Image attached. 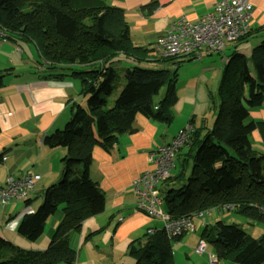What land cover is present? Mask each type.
<instances>
[{
	"label": "trees",
	"instance_id": "16d2710c",
	"mask_svg": "<svg viewBox=\"0 0 264 264\" xmlns=\"http://www.w3.org/2000/svg\"><path fill=\"white\" fill-rule=\"evenodd\" d=\"M155 3L144 7L151 11ZM0 31V41L14 44L18 53L21 43L36 48V63L44 76L78 79L85 98V106L71 104V115L62 128L42 137L45 147L65 149L62 177L45 189L43 202L17 227L21 236L34 241L44 231L46 219L59 209L62 217L47 247L22 248L0 235V264H76L72 234L105 207L104 193L89 175L92 148L109 150L120 134L134 130L137 114L170 123L177 71L153 67L161 60L180 63L183 58H162L155 43L135 45L123 10L105 0H2ZM250 36L251 31L238 40ZM122 62L136 65L120 67ZM140 62L150 67H140ZM83 66L88 69L76 68ZM117 70L122 71L124 83L107 107V95L119 84ZM13 72L12 67L0 70V88L4 76ZM263 101L264 39L252 48L249 58L233 52L217 91L210 94L212 121L202 118L201 125L192 127L189 141L175 151L170 175L159 186L171 218H190L208 210L205 216L210 209L224 208L264 225V152L251 144L255 122L248 117L249 109ZM155 229L128 244L135 264H174L172 242L185 232L169 238L162 226ZM198 239L213 246L217 261L264 264V230L253 237L239 224L217 219L204 224Z\"/></svg>",
	"mask_w": 264,
	"mask_h": 264
},
{
	"label": "crops",
	"instance_id": "0c3cea01",
	"mask_svg": "<svg viewBox=\"0 0 264 264\" xmlns=\"http://www.w3.org/2000/svg\"><path fill=\"white\" fill-rule=\"evenodd\" d=\"M111 1L109 5L123 10L131 41L139 46H152L170 22L181 16L196 21L211 12L219 0ZM152 1L156 2L155 6L148 11L144 6ZM249 2L252 6L251 35L261 37L264 35L261 33L264 27V0ZM243 40H237L232 47L238 49V43ZM1 42L0 70L12 67L14 72L4 76L0 88V186L8 175L19 176L27 169L39 175L28 197L31 200H12L0 205V235L11 241V237L26 239L17 232V227L24 215L34 212L41 204L39 200L33 201L37 187L45 191L63 172L61 159L65 149L45 147L41 142L42 137L63 126L71 115V104L78 102L79 98H82L81 101L85 98L80 94L78 79L67 75L61 79L44 76L42 66L38 67L36 61L35 64L27 65V61L19 62L12 57V54L20 58L27 55L22 53V48L18 53L16 47ZM234 48L226 47L222 53L204 55L210 57L207 63L202 62L204 57H201V62H197L201 66L190 63L177 72L174 85L176 99L171 108L173 118L170 123L137 114L132 123L134 130L120 134L109 150L100 146L92 148L89 175L103 191L105 207L101 213L85 219L79 233L72 234L71 246L76 250V264H135V257L129 252L128 244L142 237L147 228L158 227L160 222L134 209L136 197L132 180L151 168L147 158L150 150L169 142L187 125L193 128L201 125L205 116L207 123L212 121V111L208 110L210 94L217 91L224 66L233 52L248 58L250 56ZM248 48L244 51L249 52ZM214 55H220L217 56V64L213 60ZM223 56L227 59L222 60ZM163 94L164 91L156 99H160ZM248 117L255 122V128L250 134L251 144L257 151L264 152V101L251 107ZM57 211L46 219V241L42 240L39 245L50 240L48 238H51L62 217V211L61 214H57ZM48 221L50 225L47 229ZM205 223H199L200 231ZM102 227L101 232L85 238L90 232ZM103 237H106V246H101ZM88 240L92 246H82L85 244L83 241ZM93 241L98 242L94 244ZM75 242L81 246H74ZM19 243L26 246L24 242ZM20 244L17 246H22Z\"/></svg>",
	"mask_w": 264,
	"mask_h": 264
},
{
	"label": "built area",
	"instance_id": "2783aa9c",
	"mask_svg": "<svg viewBox=\"0 0 264 264\" xmlns=\"http://www.w3.org/2000/svg\"><path fill=\"white\" fill-rule=\"evenodd\" d=\"M251 18L252 6L249 0H219L211 12L196 21L181 16L170 22L157 39L155 50L159 56L166 59H199L204 55L222 53L228 44L236 42L250 31ZM226 59L227 57H222V60ZM191 131L192 126L187 125L169 142L150 150L147 158L151 168L132 180L136 197L134 209L159 220L169 238L194 230L192 218L202 217L204 221V214L209 213L206 210L190 218H171L161 208L163 198L159 186L170 175L173 155L179 147L189 141ZM38 179L39 175L31 169L23 171L19 176L8 175L4 184L0 186V205L28 198ZM228 207L232 208L231 205ZM155 230V227H149L146 233L153 234ZM195 252L198 254L206 252V243L203 239H198ZM209 264H218L216 257L211 253Z\"/></svg>",
	"mask_w": 264,
	"mask_h": 264
},
{
	"label": "rangeland",
	"instance_id": "374dc122",
	"mask_svg": "<svg viewBox=\"0 0 264 264\" xmlns=\"http://www.w3.org/2000/svg\"><path fill=\"white\" fill-rule=\"evenodd\" d=\"M105 2L108 4V3H111L112 1L111 0H105ZM262 39H264V36L254 37L251 35L250 37H247L246 39H244L241 43H238V44H240L238 49H236V47L235 48L232 47L235 44L234 42H233L234 44L230 43L231 45L228 44L226 47L227 48L231 47V49L234 48L236 50L241 51L242 53L245 52L246 55L249 56L252 48L254 46H256L257 44H259ZM0 43H2V42L0 41ZM5 44L7 46L14 48V44L12 45V43L7 42ZM15 46H17V45H15ZM20 46H21V48L22 47L24 48L25 51H23V53L24 54L26 53L28 55V57H27V55H24L22 58H20V57L14 56V54H12L13 55L12 57L16 58V60H18L19 62H22V60L27 61L28 62L27 65H29L30 63H33V62L35 64V61L38 60L36 48L31 44H25V43H21ZM247 47H249L248 48L249 52L244 51L247 49ZM217 56L219 57L220 55H214L213 56V60L216 64L218 63V59H217L218 57ZM209 59H210V57H204L203 60L202 59H195V60H190V61L183 60L180 63H177L174 60H168V61L161 60L158 63H156L157 66H154L153 68H161L164 66V67L169 68V69L176 68L175 70L178 72L184 66H189L188 64H190V63L195 64L197 62H201V60H202V62L206 61V63H207ZM149 64L154 65V63H149ZM197 64H198L197 66H201L200 63H197ZM133 65H136V64L122 62L120 67H126V66L130 67ZM218 65H220V64H218ZM138 66L145 67V68L150 67V66H148V64L142 63V62H140L138 64ZM76 68H78V69L87 68L88 69V66L76 67ZM117 71H118L117 82L119 81V84H118L116 89L112 90V92L109 95H107V97H108L107 105H106L107 107L112 105L114 98L117 96L118 92L120 91V89L124 83L122 71L121 70H117ZM81 100H82V98H79L77 103H80L81 105L85 106V100H83V101H81ZM62 127L63 126H61L60 128H62ZM177 168H178V164L176 161V169L173 171V173L177 170ZM61 177H62V174L60 175L58 180ZM58 180H56V181H58ZM38 188H39V186L37 187L38 191L36 192L35 196L33 197V201L39 200V202L42 203L43 198H44V191H40ZM161 208H162V211L165 212V204L164 203H162ZM210 212L211 213L209 215L204 216V220L206 221L207 224H211L214 221H216L217 219H221L227 223H237L247 233H249L253 237H258L264 230V225L261 222L253 221V220L249 219L248 217L234 213L231 209H224L223 208V209L216 210L215 208H213V209H210ZM57 214H61V211L58 210ZM192 221H193L194 226H195L194 230L187 231L178 241L172 242V259H173L174 264H209L208 263L209 253H211L213 256H215L214 251H213L214 248L212 245H209V244L206 245V252L205 253L198 254L195 252L194 246H196V244H197L196 239L198 240V236H199V232H200L199 223L202 222V224H203L204 222H203L202 217H193ZM49 225H50V223L48 221V223H46L47 229H48ZM160 225H161V223H160ZM160 225H159V227H160ZM45 232L43 231L42 234L34 241L21 239L20 237H14V236H13L14 238H12V237L11 238L8 237V238L11 240L10 242L14 245L20 244L19 242H24V244L26 245V246H24V245L20 244L22 246H19V247L26 248V249H41V250H43L47 247V243L49 242V240H47V242L41 243V245H39L40 244L39 242H41L42 240L46 241L45 240V238H46ZM48 239H50V238H48ZM103 239L104 240L102 241L101 246H106V237H103ZM89 242H90L89 240H88V242L83 241V243H85V244L82 246H92L91 244H89ZM97 242L98 241H95L94 244ZM34 246H39V248H32ZM74 246H81V245H78L77 242H75ZM62 264H65V263H62ZM218 264H234V263L229 261V260H221V261H218Z\"/></svg>",
	"mask_w": 264,
	"mask_h": 264
},
{
	"label": "water",
	"instance_id": "95a60500",
	"mask_svg": "<svg viewBox=\"0 0 264 264\" xmlns=\"http://www.w3.org/2000/svg\"><path fill=\"white\" fill-rule=\"evenodd\" d=\"M2 2V0H0V3Z\"/></svg>",
	"mask_w": 264,
	"mask_h": 264
}]
</instances>
